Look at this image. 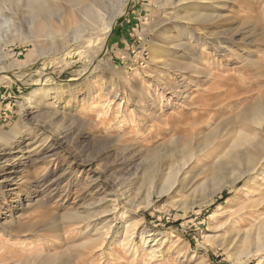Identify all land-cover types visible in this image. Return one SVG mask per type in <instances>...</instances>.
Returning a JSON list of instances; mask_svg holds the SVG:
<instances>
[{
	"label": "rangeland",
	"instance_id": "rangeland-1",
	"mask_svg": "<svg viewBox=\"0 0 264 264\" xmlns=\"http://www.w3.org/2000/svg\"><path fill=\"white\" fill-rule=\"evenodd\" d=\"M161 1L80 0L78 6L94 8L104 18L121 10L101 61L85 75L87 83L78 87L79 91L97 90L92 96L75 93L78 88L73 86L80 84L87 61L68 39L69 31L50 40L35 36V29L31 33L28 28L25 0L7 4L15 15L12 33L0 30V54L6 55L0 62V70L4 67L0 79H11L10 84H0V193L5 195L0 196V264H75L76 260H83L80 264H264V247L260 256L251 257L257 250L253 243L261 222L255 227L244 222V214H252L253 207L264 211V179L254 185L241 177L211 199L205 194L211 180L201 188L188 189L181 180L165 183V175L151 184L167 172L163 158L201 143L192 168L183 171L186 178L200 182L221 157L225 141L239 130L256 132L249 121L242 123L251 117L241 119L240 115L260 104L264 117V37L257 36L264 29V0L209 1L206 8L214 19L201 27L192 26L190 46L174 49L172 60L178 62L165 69L154 53L159 20L166 13L180 18V11L190 3L174 0L175 4L160 9ZM61 5L35 19L36 27L42 23L59 28L76 17V13L68 15L73 9L67 3ZM185 14L193 15L191 11ZM78 24H71L72 29L78 30ZM253 29L257 32L252 33ZM203 35H209V42L201 46ZM194 38H198L196 43ZM218 39L229 40V50L235 54L227 56L216 49L213 42ZM190 49L200 54L192 56ZM188 64L193 68L181 72L184 78L180 80L176 70ZM47 81L52 87L70 86V96L63 92L50 109L46 106L53 99L38 109L28 107L26 97ZM104 89L111 92L108 97L102 96ZM139 92H149V96L139 101ZM70 105L78 107L71 117L66 115ZM140 107L150 115L145 116ZM3 139L9 142L1 147ZM255 139L263 140L257 135ZM119 146L127 147L124 157ZM150 150H156L157 159L146 164ZM14 155L21 160L9 167ZM117 190L126 192L120 198L123 205L118 215L127 224L136 220L132 232L124 242V226L120 229L113 260L101 255L103 246L87 257L91 236L101 235L98 230L103 226L112 232L118 222L112 221L111 213L100 215L110 209L109 201L118 195ZM86 214L94 217L89 224L80 223L79 216ZM220 224L224 229H218ZM128 247L133 253H126ZM150 248L157 252L152 260Z\"/></svg>",
	"mask_w": 264,
	"mask_h": 264
},
{
	"label": "bare ground",
	"instance_id": "bare-ground-1",
	"mask_svg": "<svg viewBox=\"0 0 264 264\" xmlns=\"http://www.w3.org/2000/svg\"><path fill=\"white\" fill-rule=\"evenodd\" d=\"M11 1L12 0H0V30L3 31L5 35L8 34V32H9V34L12 33L11 32V26L14 25L13 16L15 14L13 12H11L7 6V4L10 3ZM15 1L17 3L21 2V0H15ZM177 1L178 2L188 1L190 4L188 5L187 8L185 7V9L183 8L180 11L181 13H183V15L178 19H176V17L173 16L171 13H166L164 15L163 19L159 20V23L157 26L158 28L156 30L157 34L155 35V36H157L156 42H158L156 45V52H154V53H156L155 57H156V60L158 61V64L162 65V67L164 69L166 67L171 68L174 64L175 65L177 64L178 61L172 60V58L174 57V53H175L174 49L183 48V49L187 50L188 49L187 47L190 46V42L193 40V38H192L191 34L189 35L188 33L192 29V26L199 25V27H201L200 25L211 23V21L214 19V17H212L208 13V9L206 8V7H208V4H209L208 2L211 0H177ZM47 2H51L52 4L49 5ZM63 2L67 3L71 7V9H73V10H69L70 12L68 15L76 13V17L72 16L70 18L69 22L67 21L66 23H62V24L60 23L59 28H53L51 26H48V25H45L42 23L40 24L39 27H36L35 19H38V21H39V19H41V17L44 16V13H48L49 8H56L57 9V8L62 6L61 4H63ZM69 3L72 5H70ZM79 3H80V0H25L24 5H23V7L26 8V12L28 13V15H30V22H29L30 27H28V28L30 30L32 29L31 33L35 29V31H34L35 36L50 40V39H53L54 37L58 36L61 33L63 34V32L69 31V34L67 35L68 39L73 40V43L77 44V47L80 50L79 51L80 56H83L87 62H86V65L84 66V69H83V73H84L83 75L84 76H82V79L80 80V82H78L80 84H76V86H73L74 89L81 87L83 84L87 83V80L85 79V77H86L85 75L90 74L93 70H95L96 65L101 61V57L104 54V52L106 51L104 48H105V42L107 40V37L110 34L109 31L112 28L115 19L118 17V15L121 11L119 8V9L115 10L113 13L111 12L106 18H104L100 15V13H98L96 10H94V8L92 9L91 7H86V5L84 7L82 5L78 6ZM199 3L202 6L201 7L199 6L198 8H200V9L197 10V8H194V6H197V4H199ZM58 4H60V5H58ZM173 4H175L174 0H162L161 5H159V6H160V9L161 8L167 9V7H169ZM52 5H54V6H52ZM210 6H212V4ZM93 7H94V5H93ZM165 11H167V10H165ZM185 11H187V12H185ZM188 11H191V13H193V15L188 16L187 14H185V13H188ZM76 23H79L78 24V30L75 28L72 29V26H71V24H76ZM252 23L253 22H251L250 25ZM38 24H39V22H38ZM252 28H253V26H252ZM248 30H249V32L251 31L250 29H248ZM254 32H257V30L255 29V31H254V29H253L252 33H254ZM260 32L261 33L257 34V36L259 35L261 38H263L264 37V29H263V31L260 30ZM208 36L209 35H207V36L203 35L202 38L198 37L199 40L202 39L201 41H203V42H199L201 46L206 45V43L209 42ZM254 36L256 37V35H254ZM198 38L197 39L194 38L195 43L198 41ZM229 42H230L229 40L221 41L218 39V40L214 41L213 44L216 46V49H221L223 54L225 53L227 56L228 55L231 56V55L235 54L234 53L235 50H231V51L229 50ZM262 45L264 46V44H262ZM57 46H59V45H57ZM61 47H62V45H61ZM191 49H193V48H191ZM191 49H190V51H191L192 56L193 55L198 56V54H200L197 52V51H199L198 49H195V51L191 50ZM199 56H200L199 58H201V55H199ZM5 58H6L5 54H0V62H2V60ZM197 63H198V61H197ZM189 64H191V63H189ZM189 64H188V66H185L188 68H178L176 70V72H177L176 76L179 79L184 78V75H183L184 72L183 71H185L187 69L189 70L192 67V66L190 67ZM3 69H4V67L0 71H4ZM181 72H183V73H181ZM172 75H175V74H172ZM0 76H2V72H0ZM187 77H188V84H189L191 77H189V76H187ZM1 78L2 79H0V84L1 83L2 84L3 83L4 84H10L11 83L10 78H4V77H1ZM180 80H182V79H180ZM180 80L177 82H180ZM161 84H163V83H161ZM167 85H168V83H167ZM70 89H71L70 86L52 87L49 85L48 81L43 82V83H39L37 85V88L33 92H31V94L28 97H26L25 103L28 107L38 109V106L41 103L44 102V104H46L45 101L48 102V101H51V99H53L54 102H51V103L49 102L50 104L48 103L49 105L46 106L47 109H50V108L54 107V103H56L57 100H61V94L63 92L65 95H67L69 97L70 96V94H69ZM166 89L168 90V88H166ZM175 90H176V88H175ZM75 91H76L75 93L81 92V95H86V94L89 95L90 94L91 96H92V94L96 95V93H97V90L94 91V90H90V89H86V88H84V90H80V91L78 88V90H75ZM173 91H171V93H175V91L174 92ZM101 93H102L103 97H108L111 94V92L106 91V89L102 90ZM51 95H54V97L52 98ZM148 96H149V92L146 95H144L142 92H139L137 99L139 101H142L143 99H146ZM66 97H65V99H66ZM62 99H64V98H62ZM65 99L63 100V102H65ZM160 103H161V100H160ZM66 105H68V104H66ZM65 106H63L62 108H65ZM153 106H154V104H153ZM42 107H43V105H42ZM261 107L262 106H260V104H254L253 106L244 109V111L240 115L241 119H245V117H251V119L250 120L246 119L242 123H246V121L247 122L249 121L250 126L254 127L253 129L256 132H254L253 134L252 133L247 134V133H243V132H241V130H239V132H237L235 137L225 141L224 143H225L226 148L223 152H220V154H222L221 157L220 158L217 157L218 158L217 160L215 159L216 161H214V163L211 164L210 170L207 168L209 174L206 177L203 175L205 178L202 177L203 179L200 182L196 179H193V178H191V179H189V177L186 178L187 172H183V171L186 168L190 167L191 161L198 154L195 151V149L197 147H199L200 145H202L201 143H200V145L197 144L196 146L194 145L193 147H190V146L185 147L186 150L182 148L183 150L178 151L175 155L172 154L171 156L165 157V158H171L168 161H165L164 160L165 158H163L161 161L162 167H164V170H167V172H165L160 177L157 176L156 178H153V180L151 181V184L152 183L154 184V182H156V181H160L163 178V176H165V175L167 176L165 183L167 182L171 185H174L175 182L181 180V182H182L181 185L188 187V189H190L192 186H194L196 188L197 187L201 188L202 186H204V184L208 180L209 181L211 180V182H212L210 184L211 187L210 186L207 187L206 193H205L206 196L211 199L215 194L219 193L220 191H222L227 186H232L241 177H244V176L248 177L249 182L253 183L254 185L257 184L259 181L263 180L264 179V123H263L264 117L262 116V113H260ZM77 108L78 107H76V106L73 107V105H70L66 109V110H68V113H66V115H69L71 117L72 115H70V114L72 112H76ZM158 108H160V106ZM139 110L144 111L145 116H147L149 114L147 109L140 107ZM63 112L64 111H59V113L61 115H63ZM103 113H104V110H103ZM139 114H141V112H139ZM99 120H101V117ZM134 123H136V126H137V124H140V121L137 120ZM124 125H125V123L120 124L119 127H123ZM256 135L260 136V138L262 137L263 140L255 141ZM3 142H5V143H3L1 145V147L6 146V144L9 141H7L6 139H3ZM119 148H120L119 149L120 152L124 153L122 155V157H124L125 153L127 151V147L119 146ZM18 151L20 153H23L24 150L19 149ZM155 151L152 150L151 152H148L146 154V156L144 158V160L146 161V164L151 163L157 159V153ZM12 159L13 160L9 164V167H13V165H15V163H17L18 161L21 160L19 155L12 156ZM3 165H4V163H3ZM190 168H192V167H190ZM147 169L148 168H146L145 170H147ZM207 169L205 171H207ZM0 171H1V169H0ZM191 172H192V170H191ZM208 172H206V173H208ZM144 174H146L145 171H144ZM201 175L202 174H200V176ZM180 176H181V179H179ZM187 179H188V181H187ZM193 190H195V189H193ZM125 193L126 192H123V191L121 192L120 190H117L118 195L115 196L114 200L109 201L110 209L102 211L100 213V215L101 214L105 215L106 213H111L110 215L112 216V219H113L112 221L116 222V220H118V222L115 225V228L112 229V232L109 233V231H108V230H110L109 226H103L100 230H98L101 235H99L97 232L96 234H93V236H91V237H93V239L91 238L89 240L90 242L88 244L93 243V245L87 248V252H86L87 257H92V255L98 251L97 247L103 246L104 248L101 250V255L106 256L107 260H109V261L113 260L111 258V255L114 253V245H115L116 237L118 235H120L119 234L120 229L123 226H124V234H125L123 241L125 242L128 240L127 239L128 236H126V234H130L132 232V226L135 224L136 220L127 224V222L125 221V217L118 215V213L120 212V209L122 207L121 205H123V204H121L122 199H120V198L123 197L125 195ZM3 195H4V192H1L0 196H3ZM129 198H130V195H129ZM129 202H130V200H129ZM148 204H149V202L147 201V205ZM250 206H248V207H250ZM252 209H254L252 214H250V211H249V213L244 214V215H247L244 218V222H246L251 227L252 226L255 227V224H257L258 222H261V225L258 224L259 227L256 228L257 231L255 234V240L253 243V244H257V245H255V246H257V250L253 254H251V257H257V256H260L262 251H263V249H261V247H264V238H261V235L264 234V216L259 218L261 215H263L264 211H261V210L259 211L256 207L255 208L253 207ZM69 216L70 217H73V216L76 217L75 215H72V214H70ZM93 217L94 216L91 214H86V216H84V217L79 216L80 223L85 222V223L89 224L90 219ZM258 218H259V220L257 221ZM238 220L239 219H237V221ZM236 223H238V222H236ZM237 225L238 224H236V226ZM218 229H224V224H220ZM102 230L104 232L103 234H102ZM216 237L218 238L217 235H216ZM89 238L90 237H88V239ZM208 238H211V237H208ZM246 239H248L247 236L243 237L241 239V242L242 241L245 242ZM85 245H87V244H85ZM146 245H147V243H144V247H142V248H144L143 251L147 250V248L145 247ZM155 249L157 250V248H155ZM148 250H150V252L148 254L150 255V258L152 260V258L155 256V254L157 252H155V250L152 248H150ZM126 251H127L126 252L127 254L133 253V251L131 250V247H128L126 249ZM143 254H141L140 257L145 256ZM82 255L83 254L80 253V254H77L76 256L79 257ZM157 255H159V254H157ZM147 257H149V256H147ZM159 257H160V255H159ZM48 261H51V260H48ZM69 261H71V260H69ZM82 261L83 260H76L75 264H80ZM67 262L68 261L62 262L61 264H67ZM44 264H46V263H44Z\"/></svg>",
	"mask_w": 264,
	"mask_h": 264
}]
</instances>
